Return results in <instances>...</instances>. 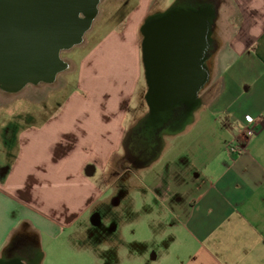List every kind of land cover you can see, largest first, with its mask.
Masks as SVG:
<instances>
[{
  "label": "crops",
  "instance_id": "crops-1",
  "mask_svg": "<svg viewBox=\"0 0 264 264\" xmlns=\"http://www.w3.org/2000/svg\"><path fill=\"white\" fill-rule=\"evenodd\" d=\"M110 1L125 10L121 27L108 30L83 55L74 90L54 105L58 113L17 115L0 125V217L13 220L0 246L22 227L38 234L75 223L112 185L119 187L123 174L109 182L104 171L123 153L129 129L146 112L141 29L176 0ZM219 2L233 5L236 19L226 16L224 23L236 27L217 54L224 64L209 83L212 94L199 101L182 131L169 135L175 144L165 138L150 164L125 171L130 172L124 184L147 191L161 207L158 222L162 234L170 235L160 255L163 264H264V0ZM112 41L128 47L100 56ZM99 57L106 62L104 73L97 70ZM102 86L118 88L116 95L100 93ZM36 101L43 113L49 109ZM247 128L258 131L248 137ZM230 143L242 151L232 154ZM71 181L95 189L80 211L64 201L51 205L53 199L43 196L44 189Z\"/></svg>",
  "mask_w": 264,
  "mask_h": 264
},
{
  "label": "rangeland",
  "instance_id": "rangeland-1",
  "mask_svg": "<svg viewBox=\"0 0 264 264\" xmlns=\"http://www.w3.org/2000/svg\"><path fill=\"white\" fill-rule=\"evenodd\" d=\"M214 1L217 6L214 23L216 46L214 56L207 62L210 72L209 83L215 80V77L217 78V71L224 64L221 63V59L218 57L220 55L218 52L222 51L227 44L223 39L226 35L234 32L236 27L224 23L226 21L224 17L226 16L236 19V10L233 5L228 3L222 5L219 0ZM118 6V2L110 0H102L98 4V14L91 29L85 33L82 43L60 53L61 59L68 64V68L59 72L52 83H39L35 86L28 84L18 92H6L0 89V125L12 121L17 115L40 114L42 112L47 116H53L58 113L53 111L54 105L63 102L74 90L79 62L83 55L93 48L108 30L117 26L121 27L125 10L119 9ZM131 42L129 41L130 45ZM107 44V47L103 46L100 50L102 51L99 54L100 56L105 52L106 56H112L114 53L128 47V43H125L122 47L116 41ZM103 60L99 57L95 61L97 70L100 73L106 66V62ZM209 83L199 93L203 100L209 98L213 92L214 86H210ZM117 90L118 88L102 86L101 91L99 87L100 93L109 91L108 93L113 94V96L116 95ZM38 99L49 107V109H45L44 113L43 104L37 103L36 100ZM173 139L174 136L166 138L168 142H174ZM176 144L178 146V141ZM123 155V153L115 155L109 167L110 169L104 171L107 181H114L116 176L123 174L125 167H127L125 162L121 167L119 165ZM86 171L87 178H89V168ZM96 173V176L100 175L98 171ZM96 176L93 175V179ZM127 177L126 174L121 175L118 180L120 182L119 187H117L115 181V185H112L103 199H99L100 201L94 203L89 210L77 219V222L57 229L53 227L50 231L38 230V234L30 229V232L39 238L40 264H163L160 255L163 246L170 242V235L162 234L164 226L161 222H158L161 207L147 191L139 188L130 189L129 186H126L127 181L125 180ZM94 192V187L89 183L86 186H79V184L76 185L74 181H71L68 186L65 182L54 184L52 189H44L43 196L49 200L53 199L51 205L54 202L64 201L72 207V210L80 211L84 206L83 203L88 201L89 197L96 195ZM78 195L81 196L79 199ZM152 210H155L154 215L151 213ZM94 212L98 217V221H96L99 222H96V224L93 223L92 218ZM11 220L9 216L0 217V237L4 235L6 227L13 222ZM161 220L164 222V219ZM20 230L21 228L15 230L7 241L3 240L0 246V256L8 249V243L15 233ZM155 254H159V259L150 260Z\"/></svg>",
  "mask_w": 264,
  "mask_h": 264
},
{
  "label": "flooded vegetation",
  "instance_id": "flooded-vegetation-1",
  "mask_svg": "<svg viewBox=\"0 0 264 264\" xmlns=\"http://www.w3.org/2000/svg\"><path fill=\"white\" fill-rule=\"evenodd\" d=\"M205 1L184 2L188 5V11H191V6H196L195 10H201L203 14L206 10ZM213 2L216 4L214 0ZM181 21L183 20L173 21L171 15L166 14L151 17L142 26L141 53L146 81V112L129 129L124 139V155L119 164L121 167L124 162L127 163L123 174L128 175L125 172L127 169L143 168L148 159L155 156L154 146L157 144L161 148L165 138L169 136L165 133L167 127H178L190 120L195 101H202L200 91L209 83L207 62L213 57L216 46L213 29L202 18L187 19L184 23ZM184 28L189 31L183 33ZM65 65L63 71L68 68V64ZM167 90L174 91L172 97L162 96ZM163 113L164 116L161 117ZM151 114L159 115L161 125L146 139L141 120ZM138 123L140 124L137 125ZM92 216L93 223L96 224L97 214L94 212ZM21 239L27 241L24 246L19 243ZM38 242L39 238L34 233L22 227L8 243V249L1 254L0 264H9L13 260L21 264H40Z\"/></svg>",
  "mask_w": 264,
  "mask_h": 264
},
{
  "label": "water",
  "instance_id": "water-1",
  "mask_svg": "<svg viewBox=\"0 0 264 264\" xmlns=\"http://www.w3.org/2000/svg\"><path fill=\"white\" fill-rule=\"evenodd\" d=\"M101 1L0 0V89L18 92L28 84L52 83L66 66L60 53L82 43L98 14ZM184 1L176 0L166 13L171 15L173 21L183 20L181 22L184 23L187 19L202 18L214 28L217 6L213 1H205L206 10L203 14L201 10H195L196 6H191V11H188ZM187 31L183 29V33ZM173 93V90H167L162 96L172 97ZM199 103L197 99L193 110ZM160 116L163 117L164 113ZM192 116L178 127H167L165 133L174 135L182 131ZM160 120L157 114L142 118L146 139L161 125ZM157 146H154L155 156L150 157L145 166L159 154L160 148ZM9 264L21 263L13 260Z\"/></svg>",
  "mask_w": 264,
  "mask_h": 264
},
{
  "label": "built area",
  "instance_id": "built-area-1",
  "mask_svg": "<svg viewBox=\"0 0 264 264\" xmlns=\"http://www.w3.org/2000/svg\"><path fill=\"white\" fill-rule=\"evenodd\" d=\"M257 131L258 130L256 128H247L246 129V133H247L248 137H251L252 135L257 133ZM228 148L232 154H238L243 149L242 146H240L238 143H230L228 145Z\"/></svg>",
  "mask_w": 264,
  "mask_h": 264
},
{
  "label": "snow or ice",
  "instance_id": "snow-or-ice-1",
  "mask_svg": "<svg viewBox=\"0 0 264 264\" xmlns=\"http://www.w3.org/2000/svg\"><path fill=\"white\" fill-rule=\"evenodd\" d=\"M19 243L21 244V246H24V245L27 243V241L21 239V240L19 241Z\"/></svg>",
  "mask_w": 264,
  "mask_h": 264
}]
</instances>
